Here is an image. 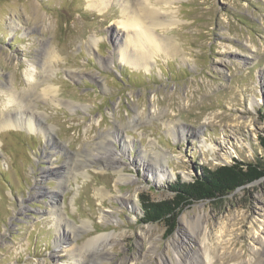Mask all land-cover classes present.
Instances as JSON below:
<instances>
[{
	"label": "rangeland",
	"instance_id": "rangeland-1",
	"mask_svg": "<svg viewBox=\"0 0 264 264\" xmlns=\"http://www.w3.org/2000/svg\"><path fill=\"white\" fill-rule=\"evenodd\" d=\"M150 1L177 53L137 69L116 46L117 3L0 0V264H201L202 250L212 264H264V177L182 207L170 236L140 206L203 168L264 169V0ZM196 217L203 241L184 233Z\"/></svg>",
	"mask_w": 264,
	"mask_h": 264
},
{
	"label": "bare ground",
	"instance_id": "bare-ground-1",
	"mask_svg": "<svg viewBox=\"0 0 264 264\" xmlns=\"http://www.w3.org/2000/svg\"><path fill=\"white\" fill-rule=\"evenodd\" d=\"M110 1L117 3L122 8V15H123L122 25L127 30V32L125 34L124 40L119 45L116 46L118 48L119 54L121 55V58L126 59L131 66L137 69H147L150 66L149 57L152 54L161 52V53L175 55L177 53L176 46L169 39L163 40L160 37H157L155 33L156 28H162V27L165 28L166 26H169V24H171L172 21H168V23H166V21H164L161 18L162 17L161 10L158 9L155 5H153L150 0H92L91 4L94 9L101 11L103 6L107 5ZM163 3L165 6L170 4V2H163ZM114 40L117 44L119 43L116 37L114 38ZM27 72H28L27 82L29 83V87L34 88L35 86L34 83H36L35 76L37 73L35 72L34 69H29ZM9 91H10V98H8L7 100L8 104L18 103L20 102V100H22L19 96L16 97L17 95L15 94L16 92L12 90ZM143 156L146 158L145 154ZM159 157L162 163L161 162L159 163V160L153 162L156 166L160 165V167L162 168L161 172L157 171L156 174L154 173L153 176L151 174L149 175L152 176V180L154 182L156 181L161 183L163 179L168 180L171 177V175L165 172L166 160L164 155L163 154L161 155L159 153L157 154L156 159H159ZM148 161L151 162V160ZM156 162H158V164ZM67 170L68 172L65 171V173L59 175L60 181H64L65 178L67 179L69 178L71 174L69 173L70 167L67 168ZM115 172L118 174L120 180L128 179L127 176L123 175L121 170L116 169ZM128 203L131 205V208H137L136 196L134 195L133 197H128ZM49 214L54 215L53 212L51 213L49 212ZM57 220L58 223L63 221L61 220V218H57ZM182 222L187 223L186 225L188 227V231L186 232L184 231V233H187L190 239L196 237L199 240L202 241L205 240V232L202 229L201 226L202 222L200 220V217H196L195 219H193V221H191V223H189L186 219H182ZM65 227L71 230V228L68 227L67 225H65ZM190 232L192 233L195 232L197 234H191ZM95 239L88 240V245L85 246L83 249L85 250L88 249V247H90L89 245H91L90 243H93ZM57 248H59L60 251L67 249L65 248V246H57ZM70 248L71 250H73L72 251L73 259L78 257L82 260H87L85 257H83L84 255L82 253L83 251H75V247H70ZM202 251H203L202 252L203 258L201 257L202 258L200 260L201 264H212L213 258L210 256V254L206 252V250H202Z\"/></svg>",
	"mask_w": 264,
	"mask_h": 264
},
{
	"label": "trees",
	"instance_id": "trees-1",
	"mask_svg": "<svg viewBox=\"0 0 264 264\" xmlns=\"http://www.w3.org/2000/svg\"><path fill=\"white\" fill-rule=\"evenodd\" d=\"M264 150V139H261ZM202 175L188 183H173L169 188L173 196L164 201L153 202L141 199V222L164 223L169 226L167 235L170 236L175 228L179 210L194 202L215 199L234 191L244 185L256 182L264 177V169L256 164L236 162L219 166L216 169H202Z\"/></svg>",
	"mask_w": 264,
	"mask_h": 264
}]
</instances>
